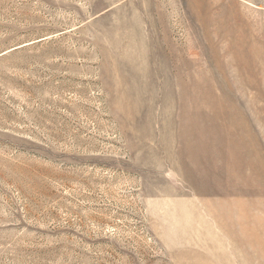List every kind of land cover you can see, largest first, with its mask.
I'll return each mask as SVG.
<instances>
[{"label":"rangeland","instance_id":"obj_1","mask_svg":"<svg viewBox=\"0 0 264 264\" xmlns=\"http://www.w3.org/2000/svg\"><path fill=\"white\" fill-rule=\"evenodd\" d=\"M0 264H264V0H0Z\"/></svg>","mask_w":264,"mask_h":264}]
</instances>
